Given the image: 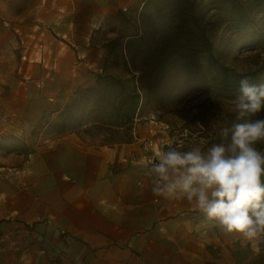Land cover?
<instances>
[{
	"label": "crops",
	"instance_id": "0c3cea01",
	"mask_svg": "<svg viewBox=\"0 0 264 264\" xmlns=\"http://www.w3.org/2000/svg\"><path fill=\"white\" fill-rule=\"evenodd\" d=\"M53 1L42 0L43 27L14 26L39 65L20 66L23 76L0 69V137L27 143L63 89L92 86L101 69L94 14L81 20V0ZM151 133L135 124L129 144L96 148L65 134L28 154L0 151V264H238L242 237L185 200L153 196L141 152Z\"/></svg>",
	"mask_w": 264,
	"mask_h": 264
},
{
	"label": "rangeland",
	"instance_id": "374dc122",
	"mask_svg": "<svg viewBox=\"0 0 264 264\" xmlns=\"http://www.w3.org/2000/svg\"><path fill=\"white\" fill-rule=\"evenodd\" d=\"M3 1L6 5H0V69L7 66L9 69L13 68L15 74L23 76L20 66L31 69L34 65H39V55L36 54L35 61L34 54L29 52L31 43L20 39L14 26L20 23L30 24L35 19L38 22L34 21V24L43 27L44 24L39 18L46 6L42 5V0ZM91 1L93 0H81V20H88L94 14L96 28L93 30V42L103 48L102 59L105 52L113 46L115 55L110 57L108 71L123 75L124 63L119 52L124 47V41L120 39L133 33L134 27H123L115 20V15L119 10L130 12L138 9L141 0H98L97 4ZM44 2L47 3V0ZM5 10L8 14L6 25L3 15ZM135 12L134 16L132 13L129 15L133 20L140 11ZM248 15L250 23L245 28L235 24L230 12L222 14L211 11L198 23L204 28L212 56L226 69L237 74L251 73L264 64V51L253 49L251 43L254 40L249 39L253 35L264 34V19L254 11ZM171 17L174 18L175 15ZM171 23L175 26L173 20ZM140 27L145 35L146 47L149 51L156 50L158 55L156 68L155 62L148 58L135 62V66L143 72L142 82L149 87V97L159 102L156 111L143 110L141 117L134 123L140 131L152 130L150 136L141 141L143 160L147 162L153 159L158 149L171 146L188 147L194 144L210 146L220 142L219 129L234 120L233 100L236 95L216 100L206 93H197L199 86L207 87L208 55L197 48V39L194 36H180L183 34L180 26L177 34L164 32L161 35L153 34L152 26L148 22ZM4 29L7 30L6 36ZM22 56L26 59L22 60ZM135 75L137 77L138 73ZM79 87H65L53 104L66 102ZM7 89L0 82V95L6 94ZM1 138L0 144H3ZM27 143L29 150H34L40 146L42 138L40 135L30 136ZM260 240V237L252 240L251 248L246 246L249 240L243 238L232 244L238 264H264V259L257 258Z\"/></svg>",
	"mask_w": 264,
	"mask_h": 264
},
{
	"label": "trees",
	"instance_id": "16d2710c",
	"mask_svg": "<svg viewBox=\"0 0 264 264\" xmlns=\"http://www.w3.org/2000/svg\"><path fill=\"white\" fill-rule=\"evenodd\" d=\"M135 11L140 12L133 20L129 15L132 13L134 16ZM211 11L222 14L230 12L235 24L245 28L250 23L248 14L251 11L264 19V0H141L139 8L134 11L119 10L115 20L123 27H134L133 33L120 39L124 41V47L119 52L124 63V74L115 75L108 71L110 57L115 55L112 46L103 56L94 84L76 88L66 102L55 103L54 107L46 109L34 124L30 136L40 135L44 140L73 134L80 141L96 148L131 143L134 139L133 125L141 117L142 111L154 112L159 106L156 99L149 97V87L142 82L143 72L135 66L138 59L146 58L155 62V68L158 66L157 51H149L146 47L145 35L140 27L146 22L152 26L155 35L164 32L177 34L180 26L183 33L181 37L194 36L197 39V48L208 55L209 61L207 87L199 86L197 93H206L219 100L235 96L239 81L245 76L254 84L264 83V64L251 73L237 74L226 69L212 56L204 28L198 24ZM173 14L174 18L171 17ZM249 39L254 40L251 43L253 49L264 51V34L253 35ZM134 72L138 73L137 77ZM1 140L3 144H0V151L29 153L28 143L22 140L12 136L2 137ZM260 238L257 258L264 259V236Z\"/></svg>",
	"mask_w": 264,
	"mask_h": 264
},
{
	"label": "clouds",
	"instance_id": "9594fccd",
	"mask_svg": "<svg viewBox=\"0 0 264 264\" xmlns=\"http://www.w3.org/2000/svg\"><path fill=\"white\" fill-rule=\"evenodd\" d=\"M233 110L220 142L158 149L145 167L153 196L185 200L224 233L251 241L264 236V83L243 77Z\"/></svg>",
	"mask_w": 264,
	"mask_h": 264
},
{
	"label": "built area",
	"instance_id": "2783aa9c",
	"mask_svg": "<svg viewBox=\"0 0 264 264\" xmlns=\"http://www.w3.org/2000/svg\"><path fill=\"white\" fill-rule=\"evenodd\" d=\"M39 48H41V47H39ZM25 59H26V57L22 56V60H25ZM149 144H151V143H149ZM61 233H64V232H61Z\"/></svg>",
	"mask_w": 264,
	"mask_h": 264
}]
</instances>
